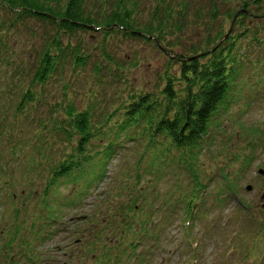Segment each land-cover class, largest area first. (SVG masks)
Returning a JSON list of instances; mask_svg holds the SVG:
<instances>
[{"label": "trees", "instance_id": "16d2710c", "mask_svg": "<svg viewBox=\"0 0 264 264\" xmlns=\"http://www.w3.org/2000/svg\"><path fill=\"white\" fill-rule=\"evenodd\" d=\"M97 32L102 39L92 46L86 37ZM186 32L198 41L183 43ZM22 36L25 52L14 42ZM122 37L153 44L166 57L154 92L132 89L140 57L134 49L118 54ZM241 88H264V0H0V191L15 183L24 161L45 182L41 215L28 222L16 206L2 218L0 264L26 254L39 263L33 246L40 239H22L50 235L35 231L38 222L40 230L60 223L51 194L66 182L81 200L104 179L125 141L139 143L142 154L123 166L120 188L95 195L98 210L82 216L88 225L77 227L70 244L80 246L81 259L74 262L70 251L66 262L146 264L175 223L184 230L176 247L194 251V221L212 224L208 210L240 194L238 172L263 147L257 139L263 130H246L243 155L223 152L222 164L206 177L203 149ZM105 89L116 95L107 97ZM234 160L242 164L229 173ZM217 175L222 180L207 192ZM165 176L169 188L161 192Z\"/></svg>", "mask_w": 264, "mask_h": 264}, {"label": "rangeland", "instance_id": "374dc122", "mask_svg": "<svg viewBox=\"0 0 264 264\" xmlns=\"http://www.w3.org/2000/svg\"><path fill=\"white\" fill-rule=\"evenodd\" d=\"M228 26L229 24L226 28ZM101 36L99 32L90 33L86 39L93 46L102 39ZM25 38L26 36L14 38L17 49L22 52H25L24 48H26ZM198 39L197 36L186 32L183 43L197 42ZM116 43L120 56H128L133 49L139 52L140 64L133 69L130 76L132 89L154 92L159 85L158 74L163 73V66L167 61L164 54L160 52L161 49L153 44L136 39L126 40L123 37ZM105 91L106 96L107 93L113 94V97L116 95L113 90L105 89ZM101 97H104V94H101ZM119 100H116V103H119ZM220 117L219 126L216 125V128H213V141L205 146L200 158L204 171L207 172L206 177L222 164L223 152L228 158L235 153L243 155V150L250 141L246 130H252L255 127L263 130L260 136L262 139L257 138L262 141L263 147L254 154V161L249 169L238 172L241 176L239 177L240 194H234L224 206L214 205L208 210L207 221L212 224L206 225L203 222L204 219L194 221L192 236L199 240L194 251L186 246H183V249L176 247L179 241L178 236L182 235L184 230L182 226L175 223L162 234L160 249L158 251L156 249L151 254L152 257L146 264H192L194 261L195 264H264V174L260 172L261 169L264 170V88L257 90L256 93L247 88H241L236 99L230 102ZM141 152L142 147L139 143L125 141L124 147H119L112 154L104 179L99 181L92 192L83 195L81 200L76 199L73 194L72 184L66 182L60 183L49 199L46 197L48 202L59 210L62 216L60 223L40 230L41 224L38 222L35 231L45 233L47 231L50 235L33 233L30 236L31 233H28V236L22 239V241H27L29 238L40 239V241H34L33 255H38L42 264H69L66 262L69 258L66 252L70 251H74L78 256L77 260H73L74 262L81 259L80 246L70 244L71 240L77 237V227L84 228L87 224L81 221L82 216L93 214L98 210V206L95 207L94 203L96 194L103 193L106 196L110 191L120 188L119 182L125 177L122 172L123 166L126 162L135 161L142 154ZM0 157H4V154H0ZM3 164L7 169L11 166L10 164L6 166L5 162ZM241 164V161L234 160L228 172L237 171ZM17 170L14 176L15 183L10 188L2 187L0 191V228L4 222L2 218L6 219L16 206L19 210L22 208L21 219L24 218L28 222H32L29 220L32 216L41 215L37 208L41 204L40 199L44 197L42 192L45 186L44 180L30 172L29 161L22 162L17 166ZM126 175L129 173L126 172ZM6 176L4 175L3 178ZM169 176L159 180L161 192L169 188L167 184ZM148 179L150 176H147L145 180ZM218 179L222 180L217 175L207 183V192L217 185ZM248 184L252 185L251 190L247 189ZM238 203H241L242 208L237 207ZM180 216V212H176L173 218H180ZM195 257L196 260L193 261ZM40 262H31L26 254V256L17 255L13 264H40Z\"/></svg>", "mask_w": 264, "mask_h": 264}, {"label": "water", "instance_id": "95a60500", "mask_svg": "<svg viewBox=\"0 0 264 264\" xmlns=\"http://www.w3.org/2000/svg\"><path fill=\"white\" fill-rule=\"evenodd\" d=\"M200 55H204V54L202 53V54H199L198 56H200ZM260 172H262L264 174V170L263 169H261ZM247 189L251 190L252 189V185L251 184L247 185Z\"/></svg>", "mask_w": 264, "mask_h": 264}]
</instances>
